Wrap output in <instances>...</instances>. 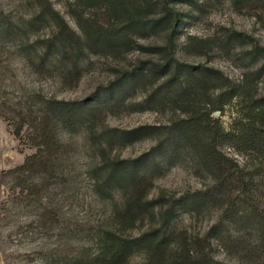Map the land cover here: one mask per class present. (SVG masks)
<instances>
[{
  "label": "rangeland",
  "instance_id": "obj_1",
  "mask_svg": "<svg viewBox=\"0 0 264 264\" xmlns=\"http://www.w3.org/2000/svg\"><path fill=\"white\" fill-rule=\"evenodd\" d=\"M120 1L119 11L108 9ZM50 2L67 25L66 31L74 37L71 48L59 44L55 52L48 49L49 41L57 37V28L53 21H34L38 13L34 0H0V21L4 24L0 26V264H69L67 259L96 253L97 236L114 227L115 208L123 196L115 189L109 193L112 197L105 199L95 191L91 173L100 164L101 153L82 125L74 129L61 123L55 125V141L66 149L55 160V175L40 170L25 174L26 185H36L37 189H23L19 180L8 174L38 151L30 141L33 133L25 118L41 116L40 99L97 101L105 93L117 92L116 81L123 72L149 66V62L157 63L164 57L146 50L120 54L109 48H97L93 53L86 42L82 43L87 36L85 31L90 28L123 23L127 15L121 10H131L130 1ZM166 2L179 13L175 53L180 63L220 70L235 84L248 79L258 96H264V1ZM160 10L161 6L156 12ZM170 33V30L133 31L129 38L148 48L165 44ZM79 46L84 51L78 50ZM155 89L148 79H139L115 98L100 99L104 113L96 121L92 119L98 132L107 128L126 130L170 124L179 113L156 109L150 98ZM118 98L127 100L126 109L116 104ZM241 108L235 100L224 114L216 112L213 117L230 130L241 118ZM156 144V139L146 138L117 147L111 155L137 158ZM59 150L57 146L53 154ZM226 152L242 162L233 149L226 148ZM158 161L165 173L154 181L150 192L153 199L178 198L208 184L207 179L197 175L190 156L182 155L171 166L168 153L160 151ZM179 215L177 228L192 237L206 233L217 219V213ZM148 227L145 222L128 235L139 236ZM213 253L219 261L239 264L237 258L217 244ZM132 261L142 264L144 255L136 254Z\"/></svg>",
  "mask_w": 264,
  "mask_h": 264
},
{
  "label": "trees",
  "instance_id": "obj_2",
  "mask_svg": "<svg viewBox=\"0 0 264 264\" xmlns=\"http://www.w3.org/2000/svg\"><path fill=\"white\" fill-rule=\"evenodd\" d=\"M34 1L38 6L34 21H53L57 28V37L49 41L48 49L55 52L59 44L71 48L74 37L66 31L67 25L50 0ZM123 1H130L132 6L131 10H121L127 19L114 26L86 30L82 43L86 42L93 53L97 48H109L120 54L146 50L164 57L157 63L149 62V66L123 72L116 81L117 92L105 93L100 99L115 98L137 80L148 79L156 88L150 95L152 105L156 109H171L179 116L164 126L107 128L100 133L94 124L104 113L100 99L42 98L41 116L25 118L33 133L30 141L38 151L8 174L15 176L23 189H37L36 185H26L25 174L40 170L55 175V160L66 149L55 141V125L61 123L71 129L82 125L101 153V162L91 173L95 191L105 199L112 197L109 193L115 189L123 196L115 208L114 227L97 236V252L67 259L69 264H134L136 254L144 255L142 264H227L215 258V244L237 258L239 264H264V96H258L248 79L235 84L220 70L180 63L175 53L179 13L166 0ZM160 6V12H156ZM121 7L120 1L108 9L119 11ZM0 26H4L1 21ZM161 30L171 31L161 46L146 48L129 38L133 31ZM83 48L79 46L78 50L84 51ZM235 100L242 107L241 118L226 130L213 115L224 114ZM117 102L123 109L128 106L126 99L118 98ZM146 138L156 139L157 144L137 158L111 155L117 147ZM57 146L60 150L53 154ZM226 148L233 149L242 162L226 152ZM160 151L168 153L171 166L182 155L190 156L197 175L207 179L208 184L178 198H151L155 179L165 173L158 161ZM181 212L217 213V219L206 233L192 237L177 228ZM145 222L149 223L147 230L139 236L128 235Z\"/></svg>",
  "mask_w": 264,
  "mask_h": 264
}]
</instances>
